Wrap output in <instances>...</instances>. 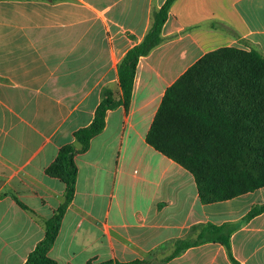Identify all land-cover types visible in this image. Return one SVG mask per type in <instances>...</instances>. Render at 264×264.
<instances>
[{"label": "crops", "instance_id": "0c3cea01", "mask_svg": "<svg viewBox=\"0 0 264 264\" xmlns=\"http://www.w3.org/2000/svg\"><path fill=\"white\" fill-rule=\"evenodd\" d=\"M165 1L0 0V264H24L43 240L65 191L47 169L91 123L103 90L120 99L117 66ZM161 37L138 62L128 109L107 111L74 155V196L48 252L57 264H231L217 243L166 258L191 227L237 223L264 205V188L202 204L192 175L145 142L165 90L202 56H264V0H176ZM230 247L240 264H264V212Z\"/></svg>", "mask_w": 264, "mask_h": 264}, {"label": "trees", "instance_id": "16d2710c", "mask_svg": "<svg viewBox=\"0 0 264 264\" xmlns=\"http://www.w3.org/2000/svg\"><path fill=\"white\" fill-rule=\"evenodd\" d=\"M175 1L163 3L153 14L143 40L119 62L120 99L116 100L110 90H103L91 123L73 133L75 145L63 146L47 169L49 176L63 183L64 200L45 223L43 240L24 264H57L48 252L74 196V155L86 152L91 139L101 133L107 111L119 106L128 109L138 62L162 43L161 30ZM145 142L192 175L204 205L264 188V56L255 49L235 48H220L202 56L165 90ZM263 212L264 205H256L237 223L193 226L186 237L173 242V251L166 260L189 248L217 243L231 264H240L232 256L230 237L241 224Z\"/></svg>", "mask_w": 264, "mask_h": 264}, {"label": "rangeland", "instance_id": "374dc122", "mask_svg": "<svg viewBox=\"0 0 264 264\" xmlns=\"http://www.w3.org/2000/svg\"><path fill=\"white\" fill-rule=\"evenodd\" d=\"M160 254H162L163 255V253H161L160 252ZM154 257V258H153ZM152 257V261H155V262H157V261H159L160 259H159V254L157 253V254H155V256H153Z\"/></svg>", "mask_w": 264, "mask_h": 264}]
</instances>
